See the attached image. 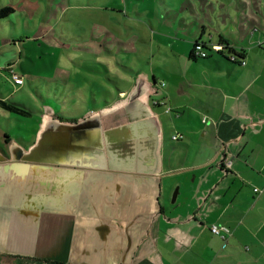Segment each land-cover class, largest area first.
I'll list each match as a JSON object with an SVG mask.
<instances>
[{
  "label": "crops",
  "instance_id": "0c3cea01",
  "mask_svg": "<svg viewBox=\"0 0 264 264\" xmlns=\"http://www.w3.org/2000/svg\"><path fill=\"white\" fill-rule=\"evenodd\" d=\"M186 3L178 16L190 38L181 39L177 17L169 33L157 29L163 64L150 70L143 61V73L130 70L115 91L114 53L96 43L110 33L100 3L48 5L63 15L60 38L51 15L39 29L27 16L23 24L10 20L12 40L36 34L18 46L3 39L0 21V67L14 65L22 86L44 101L0 92V264H258L264 0ZM170 13L166 5L155 11L157 21ZM197 42L229 49L193 58ZM234 52L245 65L230 60ZM42 68L60 81H47ZM77 75L83 82L75 85ZM226 157L233 161L227 173Z\"/></svg>",
  "mask_w": 264,
  "mask_h": 264
},
{
  "label": "rangeland",
  "instance_id": "374dc122",
  "mask_svg": "<svg viewBox=\"0 0 264 264\" xmlns=\"http://www.w3.org/2000/svg\"><path fill=\"white\" fill-rule=\"evenodd\" d=\"M8 5H12V2L14 5L12 7L15 9L14 15L11 16L10 19H5L2 22H5V38H8L15 46L29 42V40H35L32 36L36 34H27L28 36H25V38L20 37L19 40H12V24L10 20H14L16 22H25L24 19L27 18L28 21L32 20L33 24L38 26L37 29H39L45 22V20H50V15L52 17V21H55V27L57 28L58 25H62L60 23L63 19V15H61L60 12L54 13L51 11L48 7L52 5H56L57 9L60 8V3L66 0H3ZM96 3H100L104 8L108 9L106 11L107 17L111 19V23H109V31L110 33H104L98 35L99 43L103 49H106L108 47L109 49H112L114 53L113 57V68L111 69L110 77L112 80L116 82V84H111V89L114 91L116 90L117 86H124L123 80H119V78L127 77L130 73V70L132 71H140L143 73V61L147 64V66L152 70L156 68L158 64L162 63V57L160 55V49L158 46V39H160L159 34L160 33L157 29H163L164 31H167L168 33L171 30H168L169 26H172V23L174 24L173 20L176 19V25L179 27L180 34L182 35L181 39H189L190 34L188 32V27L185 26L184 23H182L178 16V10L181 8V6H186L188 3H186V0H165V3L162 4V0H94ZM217 4V0H215ZM169 6V9H173V13H170L168 17H165L166 19H169L166 22H163L165 18L163 17V20L157 21L158 18L155 15V11H160L162 7ZM128 6V8H127ZM48 8V9H47ZM46 10L49 12L45 14ZM51 11V12H50ZM24 16H27L26 18ZM187 18V17H186ZM66 19V18H65ZM60 23V24H59ZM66 23V22H63ZM22 24L20 27H22ZM105 24V23H104ZM103 24V25H104ZM175 25V24H174ZM193 25V23H192ZM147 28H146V27ZM160 26V27H159ZM131 28V29H130ZM63 27L57 28V34L60 37ZM21 33V32H19ZM22 33L25 34V29L22 30ZM100 33V32H98ZM108 34V35H107ZM175 35V34H174ZM1 37V36H0ZM175 39H179L177 36H174ZM49 41V39H46ZM104 42H102V41ZM162 41H166L165 38L161 39ZM20 41V43H19ZM40 41V40H39ZM10 42V43H11ZM44 42V40L40 41ZM36 46H38V51L43 54L46 53L47 50L45 48H40L38 43H35ZM177 45H185V43H177ZM66 49H70V47H65ZM136 49V50H135ZM48 56V55H44ZM143 58H147L144 59ZM34 64L30 63L29 66L32 68L30 70H35ZM85 65H89V63H85ZM42 66V64L40 65ZM35 67V68H34ZM43 67V66H42ZM97 67L100 68L101 71H104V68L100 65H97ZM3 70L11 71L15 70L14 65L12 66H6L5 68L0 67V83L2 85L0 86V92L5 93L6 95L11 94L10 100L13 99H19L20 101H24L26 103L34 104V105H43L44 101L39 98L36 94L31 91L30 87L26 84L25 86H18L15 84V82L9 78L4 76ZM18 73H20V70H17ZM38 72V71H37ZM42 74V77H45L47 81L56 83L60 80L56 78L58 75L56 71H54L52 68L50 70L43 68L40 71ZM17 74V72L15 71ZM69 77V76H68ZM74 82L73 84L77 85L80 82H83L79 75L74 76ZM63 82V80H62ZM24 88L25 91H22ZM76 90V86L74 91ZM93 89L89 87V92ZM67 91V90H66ZM69 92L73 91V88L68 89ZM67 91V92H68ZM45 95L47 93L45 92ZM76 96L82 97V91L80 89H77L75 91ZM90 95V94H89ZM70 100L74 98V94H69ZM14 97V98H12ZM35 97V99H34ZM35 101H34V100ZM6 125H4V128ZM14 131L18 130L17 124L14 123L13 125ZM16 136V134H15ZM246 251V250H245ZM258 256L255 258L258 260V264H264V247H261V250L258 253Z\"/></svg>",
  "mask_w": 264,
  "mask_h": 264
},
{
  "label": "built area",
  "instance_id": "2783aa9c",
  "mask_svg": "<svg viewBox=\"0 0 264 264\" xmlns=\"http://www.w3.org/2000/svg\"><path fill=\"white\" fill-rule=\"evenodd\" d=\"M209 48L212 51H223V50L227 49L228 47H226L223 44H216V45L209 44V45H207L205 43L198 42L196 44V47L194 48L192 54L196 58H206L208 56V54L206 52V49H209ZM230 60L232 62H234V63L241 62L240 55H238L235 52L231 54ZM241 64L245 65L246 63L245 62H241ZM4 71L5 70H3V72ZM8 72L10 73V75L6 74L5 76L11 78L15 82L16 85L22 86L24 84L23 78L21 76H19L18 74H16L14 70H11V71H8ZM154 104L156 106L165 105L162 102H154ZM171 111H172L171 108L166 106V112L170 113ZM178 138H179V136H175L174 137L175 140H178ZM232 164H233V161L230 158L226 157L224 162H223V170H224L225 173L229 172L232 169ZM255 192L256 193H260L261 191L259 189H255ZM211 232L214 235L220 236L224 241L228 240L229 233L227 231H225L223 228H221V227H219L217 225H212L211 226Z\"/></svg>",
  "mask_w": 264,
  "mask_h": 264
},
{
  "label": "trees",
  "instance_id": "16d2710c",
  "mask_svg": "<svg viewBox=\"0 0 264 264\" xmlns=\"http://www.w3.org/2000/svg\"><path fill=\"white\" fill-rule=\"evenodd\" d=\"M14 13H15V10L13 7L0 5V21H3L5 19H9ZM196 44H195V47H196ZM192 57L196 58L193 56V54H192ZM240 59H241V57H240ZM236 63L241 64V62H236ZM5 74L10 75V73L6 70H5ZM9 109H11L14 112H16V111L18 112V110H16V109H12V108H9Z\"/></svg>",
  "mask_w": 264,
  "mask_h": 264
}]
</instances>
